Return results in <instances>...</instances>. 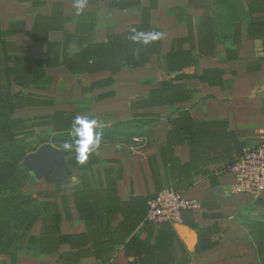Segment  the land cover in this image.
Here are the masks:
<instances>
[{"label":"crops","instance_id":"crops-1","mask_svg":"<svg viewBox=\"0 0 264 264\" xmlns=\"http://www.w3.org/2000/svg\"><path fill=\"white\" fill-rule=\"evenodd\" d=\"M143 11L148 16L145 23ZM253 19L262 26L249 31ZM263 19L264 0H0V41L5 44L11 89L36 102V106L15 111L12 119L23 124L18 137L31 146L28 155L44 145L51 150L52 159L42 168L45 180H37L45 188L36 192L41 193V204H56L62 218L61 235L86 232L73 200L81 174L78 167L84 163L72 167L68 161L78 155H64L75 149L79 139L74 132L76 118L96 121L94 136L125 122L149 127L143 143L100 141L87 154L104 162L97 170L103 185V168L121 172L116 193L120 201L128 202L154 194L148 165L152 156L157 157L164 189H171L158 155L167 146L170 122L185 111L195 121H222L226 128L215 127L211 132L219 140L202 148V154L211 159L202 169L211 178L198 175L191 188L180 191L197 208L169 223L174 237L169 238V259L162 262L258 264L251 228L264 226V193H233L232 179L224 170L264 141ZM143 34L157 38L147 44L133 39ZM112 43L117 50L113 57ZM127 43L147 50L142 66L127 62ZM172 54L181 55L185 67L170 71L168 56ZM164 82L184 86L189 99L142 106L140 101ZM66 143L74 147L55 146ZM58 152L68 166V182L46 177ZM173 157L179 165L189 163V146L176 145ZM50 214L41 208L22 246L1 252L0 264H133L134 259L135 264H152L132 254L127 257L124 245L115 246L101 260L80 258L77 247L68 244L38 251L28 238L46 240L43 222ZM122 220L121 214L115 215L110 229L115 230ZM159 228L154 225L149 235L141 221L129 238L144 241L150 236L154 244ZM198 244L211 247L196 251Z\"/></svg>","mask_w":264,"mask_h":264},{"label":"trees","instance_id":"trees-1","mask_svg":"<svg viewBox=\"0 0 264 264\" xmlns=\"http://www.w3.org/2000/svg\"><path fill=\"white\" fill-rule=\"evenodd\" d=\"M148 19L146 12L143 11V22ZM264 23V19L262 20ZM257 19H253L249 23L248 30H254L261 24H256ZM105 48V47H103ZM102 49L101 46L98 47ZM103 50V49H102ZM111 57L116 54L115 45L110 44ZM127 62L131 66H142L146 61L147 50L143 47L141 50L139 45L134 43H127ZM0 52L2 58V68L0 70V80L6 81L9 97L7 99V106L9 114L5 122L0 123V134L5 139V143H0V161L6 160L12 155L17 147V142L21 139L18 137V132L23 130L21 121L12 119V114L19 110L36 106V102L30 97L20 96L19 93L11 89L9 81V68L7 63V54L5 51V44L0 41ZM104 64V62H103ZM114 66L111 61V67ZM168 67L170 71L182 69L185 67V60L181 55L172 54L168 56ZM101 66H96L99 69ZM119 67H116L118 69ZM189 99L188 92L182 85L173 86L171 82L161 83L158 90L151 91L145 100H141L142 106L147 105H170L182 102ZM134 122H125L120 125H132ZM172 130L168 134L166 148L160 150L158 157L161 160L163 171L166 178H170L171 190L180 194V191L189 189L194 184V178L198 175H207L211 178V174L202 169L205 163L211 162L209 154H202L203 146L213 145L216 139L213 137V130L215 127L225 129V124L222 121H195L191 116L181 111L177 117L170 122ZM212 131V132H211ZM147 134V133H146ZM146 134L138 135V137H146ZM8 141V143H7ZM16 142V144L14 143ZM13 143V144H12ZM186 144L189 146L190 161L187 164L179 165L173 157L174 147L176 145ZM224 144L221 143V145ZM205 151V150H204ZM28 154V152H27ZM78 155L75 150L65 152L64 155ZM70 166L78 167L81 162L77 158H72L68 161ZM84 165L78 167L81 172L79 177V187L73 192V200L78 217L86 225V232L75 236H63L59 232L61 223V216L58 213V208L54 202H44L41 208L46 213H51L48 219L44 220L47 228L46 240H39L33 237L28 238V244L34 241V246L38 251H49L52 248L68 244L77 247L79 257L94 256L97 259L111 255L113 248L117 245H124V252L126 256L134 255L141 258L142 262L152 264H166L162 260L167 261L170 256V237H174V232L171 225L167 222L159 224H152L147 221V207L148 203L154 200L158 193L164 190V184L161 174L157 167V157L152 156L148 158V165L150 168L151 178L154 185V194H147L145 197L130 198L128 202H122L117 197L116 180L121 178V172L114 174L113 168H103L104 185L102 184L101 176L99 174L98 166L104 164L98 159H87L83 162ZM108 163V162H107ZM109 163H116L109 161ZM96 170L94 171V168ZM94 171V172H93ZM167 181V180H166ZM26 180L22 182L16 178L11 170L6 168L0 171V184L4 186V191L0 190V232L5 230L12 222H15V211L20 207V204H25L24 196L19 192L20 188L24 186ZM2 191V192H1ZM64 209L66 204L64 203ZM191 212L184 210L180 213ZM121 214L122 222L115 230L110 229V224L115 215ZM143 222V227L151 235L154 225H160L156 233L155 243L151 244L150 236L148 239L142 241L134 236L129 238L132 231L140 222ZM35 221H32L29 228L33 226ZM28 228V229H29ZM27 235L24 237L26 239ZM129 240L125 243V240ZM211 247V244H203L196 248V251L205 250ZM1 253V252H0ZM137 262L135 259L132 263Z\"/></svg>","mask_w":264,"mask_h":264},{"label":"rangeland","instance_id":"rangeland-1","mask_svg":"<svg viewBox=\"0 0 264 264\" xmlns=\"http://www.w3.org/2000/svg\"><path fill=\"white\" fill-rule=\"evenodd\" d=\"M2 68V58L0 52V70ZM9 97L6 81L3 78L0 80V123L5 122L6 117L9 114L7 99ZM144 123H134L132 125H120L116 126L108 131L101 132L100 141H107L109 143H123L134 144L133 138L138 135L146 134L149 127H145ZM148 136L147 134L145 135ZM27 140V139H25ZM5 139L0 134V143H5ZM27 142V141H26ZM23 139L17 142V147L13 151L12 155L6 160L0 161V171L6 168L11 170L17 179L21 182L26 180L23 187L19 192L25 198V204L15 211V222H12L5 230L0 232V252L14 251L22 246L24 243V237L28 234L31 228L29 225L32 221H37L41 213V197L36 190L43 189L40 187L37 180H45V176L41 169H33L27 162L28 148L31 147L29 143H26ZM29 142V141H28ZM58 143L57 141H53ZM8 143V141H7ZM16 144V142H14ZM13 144V143H12ZM65 145V144H64ZM64 145H55L58 147H64ZM73 145V144H72ZM75 145V144H74ZM28 147V148H27ZM56 153L57 160L53 161V168L46 173V177L57 180H64L66 182L71 180L68 166L61 162L60 152ZM41 185V184H40ZM3 189V190H2ZM0 190L4 191V186L0 184ZM1 191V192H2ZM3 197H0V199ZM29 228V229H28ZM251 236L254 239L256 248H258L259 254L257 262L258 264H264V226L251 228Z\"/></svg>","mask_w":264,"mask_h":264},{"label":"built area","instance_id":"built-area-1","mask_svg":"<svg viewBox=\"0 0 264 264\" xmlns=\"http://www.w3.org/2000/svg\"><path fill=\"white\" fill-rule=\"evenodd\" d=\"M134 144L145 142L146 137H135ZM225 174L232 179L231 191L235 194L259 196L264 193V141L247 149L241 156L226 165ZM193 201L184 199L171 189H164L148 203L146 219L152 224L176 223L184 210L194 211Z\"/></svg>","mask_w":264,"mask_h":264},{"label":"clouds","instance_id":"clouds-1","mask_svg":"<svg viewBox=\"0 0 264 264\" xmlns=\"http://www.w3.org/2000/svg\"><path fill=\"white\" fill-rule=\"evenodd\" d=\"M156 38L157 37L153 34H143L133 37L134 40H141L145 44ZM95 126L96 121H89L83 117H77L74 121V132L79 137V139L75 141L74 150L78 154L77 158L81 163L87 159V154L100 143V134L96 133L94 136ZM64 147L65 149H72L74 145L66 143Z\"/></svg>","mask_w":264,"mask_h":264},{"label":"water","instance_id":"water-1","mask_svg":"<svg viewBox=\"0 0 264 264\" xmlns=\"http://www.w3.org/2000/svg\"><path fill=\"white\" fill-rule=\"evenodd\" d=\"M51 159V150L49 146L44 145L36 152L30 154L27 158V162L33 169L39 168L42 170L46 162L48 163Z\"/></svg>","mask_w":264,"mask_h":264}]
</instances>
